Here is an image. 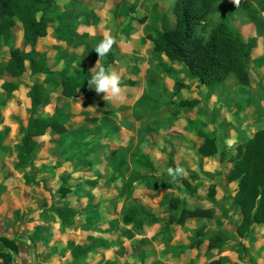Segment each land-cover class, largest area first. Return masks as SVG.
<instances>
[{
    "label": "rangeland",
    "instance_id": "obj_1",
    "mask_svg": "<svg viewBox=\"0 0 264 264\" xmlns=\"http://www.w3.org/2000/svg\"><path fill=\"white\" fill-rule=\"evenodd\" d=\"M176 1L121 0L120 15L115 17L111 0H55L48 34L34 53L46 58L48 72L36 80L46 95L39 116L57 112L71 119L67 134L48 132L39 139L31 170L14 147L29 115L26 94L0 92V253L9 256L0 258V264H70L68 241L95 248L80 264H206V251L222 264H264V223L253 220L264 215V208L257 210L264 169L255 159H240L264 143V13L260 26L243 13L228 21L248 53L249 86L229 75L215 93H209L182 65L166 58L150 60L146 35L174 27ZM226 16L221 8L213 20ZM141 17H146L144 24L132 21L134 32H123L129 19ZM64 33L81 37L84 44L67 45L61 39ZM106 34L117 40L111 69L121 82L132 80L134 86H122V98L116 101L105 100L104 94L62 97L59 80L79 67L94 68L97 61L88 60L87 49L95 51ZM11 44L23 50L18 30H13ZM7 61L8 47L0 39V84L10 82ZM31 80L18 81L27 87ZM188 99H199L200 104L177 106ZM106 109L115 111L114 117L91 137L84 115L101 117ZM134 112L141 116L139 121ZM196 132L213 140V156L199 152L205 138ZM121 160L122 175L112 182L113 169ZM176 167H183L187 175L173 182L167 169ZM131 175L150 176L157 190L134 186L132 196L119 198ZM59 188L62 192H57ZM166 195L171 199L160 204ZM213 201L220 206L202 210ZM52 203L73 208V220L63 224L52 216L44 206ZM137 204L142 217L138 232L132 240L119 238L120 232L132 230L122 218ZM114 221L117 229L109 231ZM167 225L169 241L162 238ZM37 229L44 241L33 238ZM206 231L207 241L202 240ZM217 232L228 238L220 247ZM239 243L245 247L242 260Z\"/></svg>",
    "mask_w": 264,
    "mask_h": 264
},
{
    "label": "trees",
    "instance_id": "obj_2",
    "mask_svg": "<svg viewBox=\"0 0 264 264\" xmlns=\"http://www.w3.org/2000/svg\"><path fill=\"white\" fill-rule=\"evenodd\" d=\"M114 6L113 15L119 17L118 8L121 0H111ZM55 5V0H0V39L8 47V62L5 65V72L12 78H21L27 75L34 78L40 75H47L46 63L44 57H35V49L38 40L45 38L49 30V11ZM226 9V19L213 20V16L220 10ZM133 11V9H131ZM173 13L175 16V25L167 30H154L152 34H147L146 39L150 42L151 50L149 52L150 60L160 62L163 58L170 62L182 65L185 70L193 76L199 85L208 89L209 93H215L219 86L225 82L229 75H233L237 83L247 87L250 84L249 69L247 65L248 53L239 34L231 30L228 21L231 20L235 13L246 14L256 26H260L264 13V0H240L239 6H235L231 0H177L174 4ZM132 21H136L142 25L146 21V17L131 18L123 27L124 33H133L134 29L131 25ZM19 24L23 31V38L28 45V52L22 53L19 48L11 44L13 28ZM61 39L67 45L79 47L84 43L81 37L75 39L66 33L62 34ZM88 60L98 61L99 57L92 49H87ZM116 51L114 47L111 52L104 58L99 60V67H111L115 63ZM28 63V68H26ZM91 78L90 71L85 67H79L75 74L68 75L59 80V92L62 97L68 99H76L83 97L90 99L95 96V90L89 89L88 80ZM45 81L46 78H45ZM120 86H134V81H122ZM19 84L9 81H3L1 89L3 92L11 94L18 90ZM46 98L45 91L40 82L32 80L29 86L30 99V115L27 125L22 129L19 142V154L28 160L31 170L34 169L31 163L32 155L38 147V140L42 138L46 132L52 131L57 135H65L68 132L66 123L71 119L70 115H63L57 112L50 113L45 116H39L41 108ZM200 104L199 99H188L177 103L179 107L194 108ZM115 111L106 109L101 117H90L84 115L83 120L91 124L90 135L96 136L101 129H105L114 117ZM136 121L141 116L136 112L133 113ZM198 136L205 138V143L200 147L199 152L204 156H213L216 148L213 140L206 137L200 132H196ZM249 150L247 155L242 154L240 159L249 162L255 159V163L259 165V169H264V143L257 146L253 151ZM237 161L239 159H231ZM124 161H119L114 167L110 177L112 182L118 180L122 175V167ZM149 171L153 174L155 171L149 165ZM264 173V171H263ZM150 176L131 175L126 178L118 192L119 198L130 197L133 195L134 186L155 192L157 185L150 182ZM32 184L37 185L38 182L34 175L29 176ZM200 185H196V188ZM57 192H62L59 188ZM260 194L257 210L264 208V185L260 187ZM154 193L150 195V198ZM171 196L166 195L162 198L160 204L166 203ZM47 211L61 223L71 222L75 217V210L71 207L61 204L52 203L44 205ZM216 201L210 202L202 206V210H211L219 207ZM223 210V208H221ZM140 210V204L130 209L122 218L124 225H131L132 230L119 233V238L132 240L135 233L138 232L141 225V215L137 212ZM254 223L259 225L264 223V215L254 216ZM117 229V222L114 221L111 230ZM219 238L216 245L220 247L228 238L222 232L216 233ZM33 238L44 241L40 230L32 232ZM162 238L169 241L168 225L166 226ZM208 231L202 236V240L207 241ZM210 240V239H209ZM237 249L239 259L245 253V247L239 243ZM15 248V247H13ZM65 248L70 252L71 264H80L87 256L92 253L94 247H82L71 241L66 242ZM16 249V248H15ZM205 255L209 259L206 264H222L221 259H211L212 254L206 251ZM0 258H9L5 253H0ZM9 264V263H6Z\"/></svg>",
    "mask_w": 264,
    "mask_h": 264
},
{
    "label": "clouds",
    "instance_id": "obj_3",
    "mask_svg": "<svg viewBox=\"0 0 264 264\" xmlns=\"http://www.w3.org/2000/svg\"><path fill=\"white\" fill-rule=\"evenodd\" d=\"M231 2L237 7L240 4V0H231ZM116 44V38L112 35L106 34L103 40H101L94 49L99 57L98 61L107 56ZM98 61L95 67L90 70L93 74L87 82L89 89H94L97 95L104 94L105 100H120L122 98L120 75L116 71L112 70L111 67L105 68L100 66L97 71ZM167 172L173 182H175L178 178L187 175V172L183 167H176L174 169L168 168Z\"/></svg>",
    "mask_w": 264,
    "mask_h": 264
},
{
    "label": "crops",
    "instance_id": "obj_4",
    "mask_svg": "<svg viewBox=\"0 0 264 264\" xmlns=\"http://www.w3.org/2000/svg\"><path fill=\"white\" fill-rule=\"evenodd\" d=\"M18 30V32H19V34H20V40L22 41V45H23V50L21 51L22 53H26V52H28V50H29V48H28V45H27V43H26V41L24 40V38H23V31H22V28H21V26L19 25V24H16L15 25V27L13 28V30ZM41 39H43V38H41ZM40 40V39H39ZM39 40H38V42H39ZM38 44V43H37ZM37 47V46H36ZM35 51H36V49H35ZM8 62V61H7ZM26 68H28V63H26ZM7 74V73H6ZM7 76H8V78H9V80H10V82H14V83H18L19 84V88H18V90H16L15 92H13V93H11L12 95H17L18 93L19 94H26V96H25V104H26V107H27V110H28V113H29V115H30V99H29V86L31 85V82H32V80L28 83V86L27 87H25L23 84H21V83H19V79L20 78H12V77H10L8 74H7ZM22 77H27L28 79H33V80H37V78L38 77H34V78H30V77H28L27 75H24V76H22ZM2 84V83H1ZM1 84H0V92L2 93V94H5V93H3V91H2V89H1ZM5 95H10V94H5ZM2 96V95H1ZM29 115H28V118H29ZM27 121H28V119H27ZM26 125H27V122H26ZM26 125H24V126H22V128L20 129V133H19V135H17V137L18 138H16V143L14 144L15 146L14 147H16V149H17V151H18V153H19V142H20V138H21V132H22V129L23 128H25L26 127ZM48 132H52V131H47L46 132V134L48 133ZM45 134V135H46ZM39 141V140H38ZM39 143V142H38ZM22 156V155H21ZM23 157V156H22ZM45 239V238H44ZM43 241V240H42ZM81 246V245H80ZM83 247V246H82ZM90 255V254H89ZM88 257V256H87ZM71 261H72V259H71ZM70 264H71V262H70Z\"/></svg>",
    "mask_w": 264,
    "mask_h": 264
}]
</instances>
